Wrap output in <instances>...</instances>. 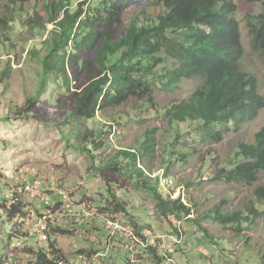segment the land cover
I'll return each instance as SVG.
<instances>
[{
  "label": "trees",
  "instance_id": "obj_1",
  "mask_svg": "<svg viewBox=\"0 0 264 264\" xmlns=\"http://www.w3.org/2000/svg\"><path fill=\"white\" fill-rule=\"evenodd\" d=\"M37 1L9 0L14 19L0 21L6 28L12 26L15 37L26 31L32 40L30 60L39 82L20 109L19 117L54 125L68 149L89 156L91 172L100 175L108 190L104 208L97 209L101 214H111L112 219L123 214L139 231L129 204L115 189L131 187L149 192L155 197L158 214L173 227L170 236L182 239L184 231L174 222H194V209L182 197L164 195L159 177L153 178L147 172L144 158L156 152L157 141L152 136L155 130L145 136L140 149H121L107 156L111 135L107 129L92 125L100 114L108 116L132 101L154 104L161 87L176 90L185 81L196 82L198 87L190 99L175 101L163 110L174 135L168 146L169 155L175 157L176 163H183L187 155L178 149L179 145L197 140L220 143L230 125L238 128L254 119L264 108V97L257 78L243 68L246 53L238 5L232 0H158L153 13L146 12L120 35L127 9L143 0H85L76 7L71 0H50L45 5V17L34 6L26 14L14 12L17 4ZM253 1L264 7V0ZM24 15L26 23L22 22ZM256 20L257 23L251 18L249 23L253 50L264 57V12ZM48 23L54 26L51 31L47 30ZM170 66L175 69L168 70ZM9 67L1 72V80L10 74ZM52 84L54 91L50 90ZM235 156L238 163L228 172L222 169L217 177L247 185L256 183L264 172V128L256 134L254 144L240 145ZM154 179L156 186L152 185ZM13 197L14 201L8 202L0 192V215L4 211L9 222H15L30 209L19 193ZM262 203L264 186L254 191L253 200L246 207L247 215L241 211L221 215L217 206L214 218L223 225L254 224L256 217L264 215V210L257 207ZM72 233L52 226L49 247L34 251L37 264H70L58 247L57 238ZM9 237L25 240L19 230H11ZM104 244L108 250L111 245L108 240L100 243L106 254L109 251ZM178 246L174 247L177 252ZM147 248L152 257L146 254L142 258L154 264H168L173 256L170 249L165 255L160 246ZM84 253L86 250L79 254ZM97 253H91L90 258L94 259ZM82 262L81 258L76 264ZM103 263L107 264L105 258Z\"/></svg>",
  "mask_w": 264,
  "mask_h": 264
},
{
  "label": "rangeland",
  "instance_id": "obj_2",
  "mask_svg": "<svg viewBox=\"0 0 264 264\" xmlns=\"http://www.w3.org/2000/svg\"><path fill=\"white\" fill-rule=\"evenodd\" d=\"M48 1L50 0L17 4L13 9L15 13L24 11L26 14L34 6L37 13L45 17V5ZM71 1L73 7H76L85 0ZM232 1L238 5V20L242 28L246 53L243 68L257 78L260 94L264 97V57L253 50L254 36L249 26L251 18L255 23L258 22L256 18L263 14L264 7L262 3L253 0ZM157 3L158 0H143L129 7L124 15L125 26L120 35L146 12L153 13L152 9ZM11 10L9 0H0V21L5 18L14 19ZM26 21L27 17L24 15L22 22ZM11 27L6 28L0 24V77L1 72L11 65L10 74L0 79V192L6 195L8 202L14 201L15 192L19 193L22 200L29 208L33 207L36 213H44L46 209L40 199L32 197L29 188L39 187L47 193L51 203L60 200L56 191L63 189L78 204L86 203L96 209H103L108 190L100 175L91 172L92 160L89 156L68 149L61 132L54 125L47 126L31 117H19L20 109L25 107L39 80L30 60L31 35L24 31L16 33L18 36L15 37ZM53 28L52 24H47L48 31ZM47 35L45 33V37ZM52 86L50 90L54 91L56 88L53 84ZM197 87L198 84L193 81L183 82L176 90L161 87L156 92L154 104L132 101L108 116L100 114L92 125L99 130L107 129L111 135L112 145L107 156L121 149H140L145 136L155 130L152 136L157 141L156 152L144 158L147 172L153 178L172 179V187L164 188L162 185L161 192L164 195L171 194L176 199L182 197L184 203L190 201L194 209V217L191 219L194 222H174L184 231L178 252L177 246L174 248L171 242L170 246L167 245V237L171 235L173 227L169 220L158 214L155 197L149 192L131 187L121 191L116 188L119 197L129 204L133 219L139 224V231L126 216L117 215L119 220L126 223L123 225L129 234L128 238L117 234L112 239L106 221L114 216L106 215L105 212V220H91L89 227L78 229L79 233L75 231L71 236L57 238L58 247L70 264H76L81 258L88 264L97 263L94 261L95 257L90 258L91 253L101 250L105 253L100 247V243L105 240L112 242L109 250L103 245L109 251L104 257L107 264H154L152 260L142 258L147 257V247L154 245L170 248L173 256L169 257L168 264H262L264 215L256 217L254 224L223 225L214 218V211L218 206L221 215L229 216L240 211L247 215L246 207L253 200L254 191L264 186V172L253 185L228 182L217 177L222 169L228 172L238 163L235 155L240 145L254 144L256 134L264 128V108L254 119L244 122L238 128L234 124L230 125L220 143L197 140L179 145L178 149L187 156L185 162L176 163L175 157L168 152L174 135L163 110L175 101L190 99ZM43 98L47 100L46 95ZM154 181L152 185L156 186L157 180ZM1 205L3 201L0 199ZM257 207L264 210V203ZM31 215L32 211L28 210L15 222H9L5 212H1L0 261L7 255L14 254L25 264H37L34 251H39L44 244L32 232V223L28 225ZM11 230L21 231L25 240L10 238ZM84 250L86 253L80 255V251ZM149 257L152 256L148 254ZM104 258H100L99 264H104Z\"/></svg>",
  "mask_w": 264,
  "mask_h": 264
},
{
  "label": "built area",
  "instance_id": "obj_3",
  "mask_svg": "<svg viewBox=\"0 0 264 264\" xmlns=\"http://www.w3.org/2000/svg\"><path fill=\"white\" fill-rule=\"evenodd\" d=\"M160 186L163 185L164 188H171L174 184L173 180L167 177L159 178ZM30 193L33 198L40 199L44 203L46 211L42 214H38L34 211L33 207H30L32 211L31 219L28 220V225L32 223L31 229L32 232L39 236L41 243L44 244L45 248L49 247V234L52 231V226L61 228L62 230L68 231H77L80 227H85L91 220L94 219H105V216L101 214L96 208L90 206L86 203L78 204L74 201L71 195L63 190L58 189L56 191L60 200L56 203H51L50 198L46 196V192L38 188H29ZM172 199H176L173 198ZM34 217V218H33ZM33 218V219H32ZM112 220V221H111ZM108 222L109 230L111 231L112 239L118 235L128 238V229L124 227L126 223L117 219H109ZM124 224V225H123ZM124 232V233H123ZM81 235V233H80ZM124 235V236H123ZM168 246L170 242L172 246H178L181 244V239H178L176 236H169ZM110 243V242H109ZM112 243V242H111ZM110 243V245H111ZM166 245V244H165ZM167 246V247H168ZM109 248V247H108ZM163 254L166 255V251L170 248L161 247ZM172 252V251H171ZM105 254L103 252L97 253L95 255L94 261H99L100 258H104ZM81 264H88L87 261L82 258ZM1 264H25L20 261L16 255H8ZM78 264V263H77Z\"/></svg>",
  "mask_w": 264,
  "mask_h": 264
},
{
  "label": "clouds",
  "instance_id": "obj_4",
  "mask_svg": "<svg viewBox=\"0 0 264 264\" xmlns=\"http://www.w3.org/2000/svg\"><path fill=\"white\" fill-rule=\"evenodd\" d=\"M242 43H243V40H242ZM243 47H244V44H243ZM7 256H8V255H7ZM7 256H6V257H7ZM6 257H5V258H6ZM3 260H4V259H3ZM3 260H2V261H3ZM1 263H2V262H1Z\"/></svg>",
  "mask_w": 264,
  "mask_h": 264
}]
</instances>
